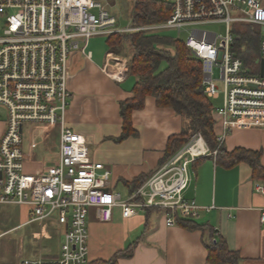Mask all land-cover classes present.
Instances as JSON below:
<instances>
[{
    "label": "built area",
    "instance_id": "1",
    "mask_svg": "<svg viewBox=\"0 0 264 264\" xmlns=\"http://www.w3.org/2000/svg\"><path fill=\"white\" fill-rule=\"evenodd\" d=\"M161 1L171 5L169 18L146 29L187 33L185 39H178L201 62L203 92L221 98L213 110L220 126L218 145L234 128L264 127V30L258 33L254 56L240 55L233 48L247 25L264 26L261 0ZM0 21V105L7 113L0 137V204L30 207L31 221L55 220L64 227L55 260L24 259L21 264H87L91 208L101 222L111 220L114 207L120 208L123 218L146 209L163 210L168 226L176 225L177 216L198 217L202 207L186 200L183 191L190 179L189 165L215 153L200 132L192 133L122 199L108 188L110 172L90 159L85 138L65 124L72 56L80 52L90 58L87 46L92 36L133 32V28H120L98 0H0ZM210 23L224 24L225 33L201 27ZM106 57L103 72L122 81L128 71L126 60L112 53ZM28 122L60 128L58 160L36 173L23 171V125ZM254 188L263 194L264 182L258 181ZM260 220L264 227V213Z\"/></svg>",
    "mask_w": 264,
    "mask_h": 264
},
{
    "label": "crops",
    "instance_id": "2",
    "mask_svg": "<svg viewBox=\"0 0 264 264\" xmlns=\"http://www.w3.org/2000/svg\"><path fill=\"white\" fill-rule=\"evenodd\" d=\"M96 42L88 49L90 58L77 52L69 61L70 106L65 124L85 138L90 159L102 163L110 172L108 188L124 199L135 190L133 180L152 174L165 160L169 137L190 131L189 119L170 107L157 106L155 98L147 95L143 107L132 111V131L123 137L119 104L133 97L132 89L138 78L128 71L122 81L107 76L102 67L108 53L125 59L127 66L130 57L124 54L125 49L122 52L125 57L110 49L106 40L104 52L100 51ZM5 121L0 119V137ZM54 127L56 142L51 140L49 147L41 143L42 153H48L50 158L40 159L34 151L23 150L24 172L36 173L58 160L60 128ZM221 147L226 152L237 148L258 151L264 167V127L234 128ZM50 161L53 163L47 164ZM188 172L190 179L183 197L202 207L195 221L203 224V229L188 230L177 223L168 226L160 209H146L123 218L120 208L114 207L111 220L101 222L97 210L91 208L87 216L88 264L112 259L115 264H213L208 260L207 245L214 237L224 239L228 249L237 255V264H264V227L260 220L264 193L254 188L258 181L264 180L253 178L246 162L226 166L217 160L216 153L192 162ZM4 205L11 207L12 212L1 218L8 221L0 224L4 227L0 237L22 229L18 238H6L17 244L15 260L12 258L8 264L35 258L55 260L60 253L64 227L55 220L31 221L30 207ZM11 218L13 223H9ZM119 253L122 255L118 256Z\"/></svg>",
    "mask_w": 264,
    "mask_h": 264
},
{
    "label": "trees",
    "instance_id": "3",
    "mask_svg": "<svg viewBox=\"0 0 264 264\" xmlns=\"http://www.w3.org/2000/svg\"><path fill=\"white\" fill-rule=\"evenodd\" d=\"M170 14L171 5L167 2L134 0L131 21L134 25L161 23L168 19ZM251 26L245 27L247 28L245 33L239 37L240 43L235 42L233 47L240 55L249 54L258 49V33ZM106 44L116 52H120L126 45L132 48L128 73L138 78L132 89L133 97L119 104V113L123 120V137L132 131V111L141 109L144 98L150 95L155 98L157 106L170 107L176 113L187 117L190 130L200 132L209 149L215 151L217 160L224 162L226 166L246 162L252 169V177L264 180L260 152L243 148L226 152L221 145H218L216 137L220 126L213 112L215 106L203 92L201 62L190 55L181 40L166 34L146 31L115 32L106 36ZM243 61L249 63L253 60ZM162 62L164 66L161 68ZM189 138L190 133L187 131L170 136L163 160L186 143ZM150 175H142L133 180L131 183L133 190H136ZM195 219L177 216L176 222L177 225L188 230L203 229L204 225L197 223ZM207 250L208 260L213 264H237V255L228 249L224 239L220 237L211 239ZM121 255L122 253L118 254V256ZM92 264H115V259L96 261Z\"/></svg>",
    "mask_w": 264,
    "mask_h": 264
},
{
    "label": "rangeland",
    "instance_id": "4",
    "mask_svg": "<svg viewBox=\"0 0 264 264\" xmlns=\"http://www.w3.org/2000/svg\"><path fill=\"white\" fill-rule=\"evenodd\" d=\"M101 2L103 5H105L106 9L117 19V22L119 23V27L123 28H133V32L135 31H146L149 33H159V34H166L168 36H172L173 38H179L181 40L185 39L186 37V32H181L178 33L176 29L173 28H159V29H146L148 26L160 24V23H154V24H143V25H134L131 21V13L133 9V3L134 0H98ZM261 4L264 5V0H261ZM10 13H14L15 10H9ZM2 22L0 21V35L2 34ZM202 28H206L210 31L217 32L219 34H224L225 33V25L222 23H210V24H205L201 26ZM254 31H257V33H261V27L259 25H252L251 26ZM247 28H243V31L241 33H245ZM250 29V28H249ZM127 32V31H126ZM94 40H98L96 42L97 45H99V50L104 52L105 49V40H106V35H96L92 36L88 39V46L87 50L93 48V43ZM240 39H236V43H240ZM124 54L127 55L128 57H131L132 54V48H130L128 45H126ZM123 49L120 50L118 53H122ZM253 52H249L251 56L253 55ZM125 55L122 56L125 57ZM122 57V58H123ZM107 57H105L106 59ZM164 66V62L161 64V68ZM220 87L221 84L219 83ZM211 102L213 103L214 106H219L221 104V98H210ZM7 113L6 110L3 106L0 105V119H6ZM44 126V127H43ZM55 125H42L39 123H24L23 125V136H22V148L23 150H32L34 151L38 158H42L43 156L44 159L47 157L50 158L49 154L47 153L46 155L43 154V147L41 143L43 142L44 147H49L50 141L53 140L56 142V131H55ZM46 127V128H45ZM197 132V131H196ZM188 133H190V136L192 133H194L193 130H190ZM53 162H47V164H52ZM12 212L11 207H7L4 204H0V219L5 217V213ZM12 215V214H11ZM20 215V214H19ZM20 217V216H19ZM8 221V219H1L0 224H4ZM20 220H18L19 222ZM14 220L11 218L9 220V223H13ZM5 225V224H4ZM4 229V227L0 226V230ZM22 232L21 230H15V231H10L8 235L5 237H0V264H8L9 262L15 260L14 258V251L17 249V244L15 240H9L6 238L7 237H15L18 238Z\"/></svg>",
    "mask_w": 264,
    "mask_h": 264
},
{
    "label": "water",
    "instance_id": "5",
    "mask_svg": "<svg viewBox=\"0 0 264 264\" xmlns=\"http://www.w3.org/2000/svg\"><path fill=\"white\" fill-rule=\"evenodd\" d=\"M261 30H264V26L261 28ZM260 65H261V72H260V75H262V73H263V61H262V60H261Z\"/></svg>",
    "mask_w": 264,
    "mask_h": 264
}]
</instances>
